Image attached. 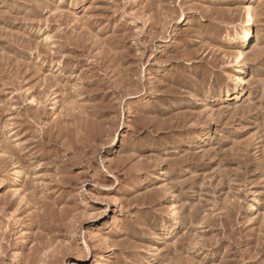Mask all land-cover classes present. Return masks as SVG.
Segmentation results:
<instances>
[{
    "label": "rangeland",
    "instance_id": "rangeland-1",
    "mask_svg": "<svg viewBox=\"0 0 264 264\" xmlns=\"http://www.w3.org/2000/svg\"><path fill=\"white\" fill-rule=\"evenodd\" d=\"M1 183L0 264H264V0H0Z\"/></svg>",
    "mask_w": 264,
    "mask_h": 264
},
{
    "label": "bare ground",
    "instance_id": "bare-ground-1",
    "mask_svg": "<svg viewBox=\"0 0 264 264\" xmlns=\"http://www.w3.org/2000/svg\"><path fill=\"white\" fill-rule=\"evenodd\" d=\"M253 9H254V5L251 2L249 4V6H247L246 23H245V26L243 27L242 32H241V37H242V40H243V46L242 47H243V49H247V50L248 49H251V47H252ZM237 59H238V62H237V65L235 66V71H234V77H235V79H234V83L232 85L233 86V90L232 91H235V90L239 89L244 84L243 75L245 74V70H244L245 69V65H244V62H243V55H242V53H239L238 54ZM204 106H205L204 105V102H201L200 107H204ZM3 188H5V186H4L3 183H1L0 184V189H3ZM176 214H177L176 212H173V215H171V216L178 218L176 216ZM176 218L175 219L172 218L174 220V228H176L178 226V224H179V221ZM22 247H23V240H21L17 244V247L15 249V254L16 255L18 254V252L21 250ZM108 257H109L108 254L102 255V257L100 258L99 264H105ZM149 259H150V261H152V258H149Z\"/></svg>",
    "mask_w": 264,
    "mask_h": 264
}]
</instances>
